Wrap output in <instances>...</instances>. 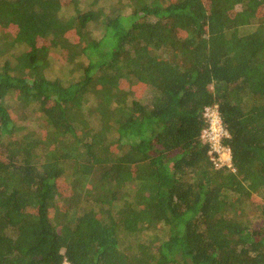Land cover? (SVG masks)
<instances>
[{
  "label": "trees",
  "instance_id": "16d2710c",
  "mask_svg": "<svg viewBox=\"0 0 264 264\" xmlns=\"http://www.w3.org/2000/svg\"><path fill=\"white\" fill-rule=\"evenodd\" d=\"M0 264H264V0H0Z\"/></svg>",
  "mask_w": 264,
  "mask_h": 264
},
{
  "label": "built area",
  "instance_id": "2783aa9c",
  "mask_svg": "<svg viewBox=\"0 0 264 264\" xmlns=\"http://www.w3.org/2000/svg\"><path fill=\"white\" fill-rule=\"evenodd\" d=\"M203 117L207 127L202 131L200 139L208 147L209 160L216 169L232 170L230 150L223 144V141L229 138V134L222 124L217 106L206 107Z\"/></svg>",
  "mask_w": 264,
  "mask_h": 264
},
{
  "label": "rangeland",
  "instance_id": "374dc122",
  "mask_svg": "<svg viewBox=\"0 0 264 264\" xmlns=\"http://www.w3.org/2000/svg\"><path fill=\"white\" fill-rule=\"evenodd\" d=\"M84 4H85V0H81V6L84 5ZM237 9H239V7H237ZM70 13H71V11H65V15L64 16H68V14H70ZM146 96H147V94L144 97H146ZM254 201L259 202L257 199H255ZM250 217H252V216H250ZM164 236H166V233H164Z\"/></svg>",
  "mask_w": 264,
  "mask_h": 264
}]
</instances>
